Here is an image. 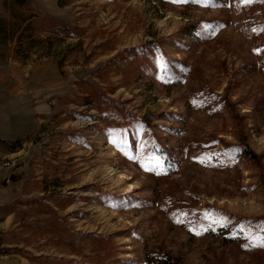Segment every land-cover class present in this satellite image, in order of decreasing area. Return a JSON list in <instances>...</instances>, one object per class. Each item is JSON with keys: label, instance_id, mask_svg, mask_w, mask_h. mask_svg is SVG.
<instances>
[{"label": "rangeland", "instance_id": "1", "mask_svg": "<svg viewBox=\"0 0 264 264\" xmlns=\"http://www.w3.org/2000/svg\"><path fill=\"white\" fill-rule=\"evenodd\" d=\"M0 264H264V0H0Z\"/></svg>", "mask_w": 264, "mask_h": 264}, {"label": "snow or ice", "instance_id": "2", "mask_svg": "<svg viewBox=\"0 0 264 264\" xmlns=\"http://www.w3.org/2000/svg\"><path fill=\"white\" fill-rule=\"evenodd\" d=\"M175 2H180V0H175Z\"/></svg>", "mask_w": 264, "mask_h": 264}]
</instances>
